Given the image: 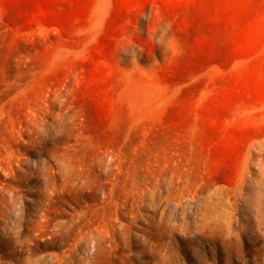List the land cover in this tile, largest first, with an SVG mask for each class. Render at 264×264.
I'll return each instance as SVG.
<instances>
[{"label": "rangeland", "instance_id": "1", "mask_svg": "<svg viewBox=\"0 0 264 264\" xmlns=\"http://www.w3.org/2000/svg\"><path fill=\"white\" fill-rule=\"evenodd\" d=\"M0 264H264V0H0Z\"/></svg>", "mask_w": 264, "mask_h": 264}]
</instances>
